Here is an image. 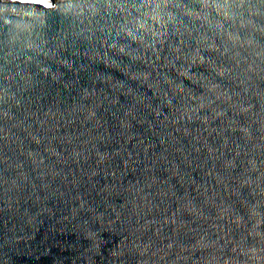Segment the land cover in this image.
<instances>
[{
  "label": "water",
  "instance_id": "water-1",
  "mask_svg": "<svg viewBox=\"0 0 264 264\" xmlns=\"http://www.w3.org/2000/svg\"><path fill=\"white\" fill-rule=\"evenodd\" d=\"M0 264H264V0H0Z\"/></svg>",
  "mask_w": 264,
  "mask_h": 264
}]
</instances>
